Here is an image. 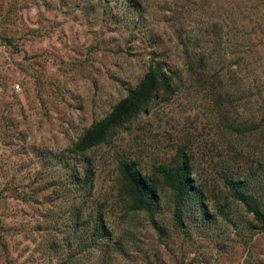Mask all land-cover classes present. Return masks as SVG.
Masks as SVG:
<instances>
[{
	"label": "rangeland",
	"instance_id": "374dc122",
	"mask_svg": "<svg viewBox=\"0 0 264 264\" xmlns=\"http://www.w3.org/2000/svg\"><path fill=\"white\" fill-rule=\"evenodd\" d=\"M185 51L205 55L214 70L206 75L249 82L252 92L213 107L208 87L188 75ZM151 58L184 80L91 149L92 188L80 185L69 147ZM242 111L257 118L239 135L224 123ZM262 112L264 0H0V264H264V231L249 230L243 210L236 227L196 211L179 224L166 203L134 210L112 158L126 143L189 134L198 155L236 148L248 164L263 163ZM98 210L108 238L95 228Z\"/></svg>",
	"mask_w": 264,
	"mask_h": 264
},
{
	"label": "trees",
	"instance_id": "16d2710c",
	"mask_svg": "<svg viewBox=\"0 0 264 264\" xmlns=\"http://www.w3.org/2000/svg\"><path fill=\"white\" fill-rule=\"evenodd\" d=\"M204 60L203 53L184 52L188 75L200 86L208 87L207 95L213 107L227 110L223 103L252 92L249 82L248 85H228L218 72L211 77L206 75L214 70L207 68ZM182 73L181 69L165 60L151 58L137 84L127 88L125 96L114 104L111 111L85 128L69 147L72 159L81 165L80 170L76 165L71 178L80 185L89 184L88 189H91L98 165V160L89 153L91 149L105 143L115 129L146 112L147 105L154 100L171 95L174 87L184 80ZM250 74L248 70L247 77ZM213 77L216 83L210 82ZM238 117L224 124L239 135L248 123L257 118L243 111ZM191 144L189 134L171 137L168 144L153 136L148 145L126 143L114 150L116 182L125 195L126 203L134 210L147 213L157 212L166 203L174 221L182 225L196 211L201 218L212 221L221 217L236 227L242 217L240 210H243L248 215L245 220L243 218V224L253 233L264 231V161L248 164L241 150L234 148L229 151L227 147L209 149L198 155ZM74 211L78 222L79 210L75 208ZM102 216L103 212L98 210L95 228L108 238L110 233L102 224ZM153 224L158 227L155 221Z\"/></svg>",
	"mask_w": 264,
	"mask_h": 264
},
{
	"label": "built area",
	"instance_id": "2783aa9c",
	"mask_svg": "<svg viewBox=\"0 0 264 264\" xmlns=\"http://www.w3.org/2000/svg\"><path fill=\"white\" fill-rule=\"evenodd\" d=\"M27 264H40V263L37 261H32V262H28Z\"/></svg>",
	"mask_w": 264,
	"mask_h": 264
}]
</instances>
